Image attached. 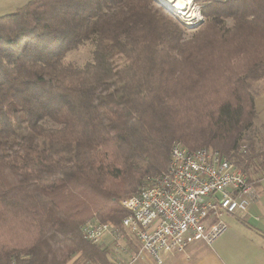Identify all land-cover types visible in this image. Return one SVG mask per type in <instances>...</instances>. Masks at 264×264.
<instances>
[{
    "label": "trees",
    "instance_id": "trees-1",
    "mask_svg": "<svg viewBox=\"0 0 264 264\" xmlns=\"http://www.w3.org/2000/svg\"><path fill=\"white\" fill-rule=\"evenodd\" d=\"M193 1L196 28L153 0L0 16V264H108L81 222L122 228L119 199L165 170L174 141L264 177V0ZM87 41L90 60H66Z\"/></svg>",
    "mask_w": 264,
    "mask_h": 264
},
{
    "label": "built area",
    "instance_id": "built-area-1",
    "mask_svg": "<svg viewBox=\"0 0 264 264\" xmlns=\"http://www.w3.org/2000/svg\"><path fill=\"white\" fill-rule=\"evenodd\" d=\"M153 1L185 27L202 21L193 0L191 16L190 10L185 15L174 8L175 0ZM168 155L162 173L146 177L137 191L119 199L127 211L122 228L96 215L81 222L82 236L106 249L108 264H133L146 255L160 264L162 254L184 253L200 240L210 244L227 228L221 216L245 212L252 202L255 186L227 156L206 148L189 150L178 141Z\"/></svg>",
    "mask_w": 264,
    "mask_h": 264
},
{
    "label": "crops",
    "instance_id": "crops-1",
    "mask_svg": "<svg viewBox=\"0 0 264 264\" xmlns=\"http://www.w3.org/2000/svg\"><path fill=\"white\" fill-rule=\"evenodd\" d=\"M29 0H0V16L11 13ZM255 101L259 124H264V89ZM252 202L245 212L222 217L227 228L210 244L201 240L178 255L162 254L160 264H264V177L256 181ZM133 264H157L150 256Z\"/></svg>",
    "mask_w": 264,
    "mask_h": 264
},
{
    "label": "rangeland",
    "instance_id": "rangeland-1",
    "mask_svg": "<svg viewBox=\"0 0 264 264\" xmlns=\"http://www.w3.org/2000/svg\"><path fill=\"white\" fill-rule=\"evenodd\" d=\"M154 5L157 8H159L156 3H154ZM194 8H195V9H193L195 11L194 13L195 14H199L202 17V19H203V16L200 13L201 11H200V8L198 7V5L194 4ZM160 9H161L162 13L171 16L177 22H181L180 20L178 21V19L175 18L174 16L170 15L169 13H167V11L165 9L164 10L162 8H160ZM228 22L229 21H227V23ZM90 43L91 42L87 41V42L83 43L78 49L69 51L66 54V60L73 61L76 64H80V65L83 64L84 62L90 60L91 59V51H92V44H90ZM255 83H256L257 86H260V87L264 86V78L259 80V81H256ZM254 122L257 124L258 123V119H256ZM47 124H49V123H47ZM254 137H255L254 139H256L258 141V145H260L259 141L261 140L260 138L264 137V131L260 130L259 132H257V134H254ZM255 179H256V177L252 178L250 180V182L253 184V186H256V180ZM226 216L229 217L230 214H224L223 217H226ZM87 219H85V220H87ZM77 255L78 254H76L72 259H70V261L73 260ZM70 261H67L66 264H70L71 263Z\"/></svg>",
    "mask_w": 264,
    "mask_h": 264
},
{
    "label": "bare ground",
    "instance_id": "bare-ground-1",
    "mask_svg": "<svg viewBox=\"0 0 264 264\" xmlns=\"http://www.w3.org/2000/svg\"><path fill=\"white\" fill-rule=\"evenodd\" d=\"M170 1L172 2V1H174V0H170ZM170 1H169V2H170ZM174 2H175V4H173L174 8H177V10H178V11H181L182 14L187 15V14H186V13H188L187 10H190L189 7H188V4H190V0H175ZM185 10H186V12H184ZM191 11H192V10H190V12H189L188 14L192 13ZM191 15H192V14H190V16H191Z\"/></svg>",
    "mask_w": 264,
    "mask_h": 264
},
{
    "label": "water",
    "instance_id": "water-1",
    "mask_svg": "<svg viewBox=\"0 0 264 264\" xmlns=\"http://www.w3.org/2000/svg\"><path fill=\"white\" fill-rule=\"evenodd\" d=\"M200 23V22H199ZM199 23H196L194 26H192V27H196L197 25H199Z\"/></svg>",
    "mask_w": 264,
    "mask_h": 264
}]
</instances>
